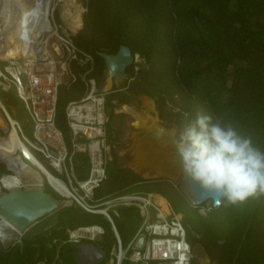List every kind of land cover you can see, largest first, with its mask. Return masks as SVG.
Masks as SVG:
<instances>
[{"label":"trees","instance_id":"trees-1","mask_svg":"<svg viewBox=\"0 0 264 264\" xmlns=\"http://www.w3.org/2000/svg\"><path fill=\"white\" fill-rule=\"evenodd\" d=\"M84 6V26L73 41L80 50L94 56V68L88 76L96 78L98 85L107 69L100 52L115 54L126 45L136 55L135 61L139 56L146 59L145 69L135 70L134 65L127 70L131 80L126 89L107 94L108 102L112 104L121 97L122 104H130L131 98L147 95L154 100L159 119L175 126L178 133L197 112L222 117L264 151V0H84ZM19 52L0 49V58L15 57ZM89 68V63L82 65L73 60L71 81L58 89L56 122L62 132H71L66 108L84 97L87 87L82 77ZM2 92L7 107L24 109L15 93ZM115 115L107 124L112 144L122 133L117 130L111 136ZM9 145L0 135V151L5 150L1 153L9 154ZM68 150L71 154L72 146ZM108 160L107 179L95 190L97 201L130 193L161 194L177 213L184 215L192 248L200 244L212 263L264 264V196L237 206L223 200L214 206L209 201V211L202 215L200 208L208 202L193 206L179 182L143 178L117 165L115 154L112 159L108 153ZM76 163L89 172L86 154L73 156L75 171ZM3 166L0 178L10 174ZM45 189L63 199L47 182ZM175 198L184 206L178 205ZM123 210L136 219L137 225L142 222L137 208ZM53 215V225L42 232H27L21 244L5 248L0 241V264H70L60 246L68 239V229L104 226L102 218L108 225L102 249L108 255L117 242L103 215L87 212L76 203ZM196 262L194 259L193 264Z\"/></svg>","mask_w":264,"mask_h":264},{"label":"built area","instance_id":"built-area-1","mask_svg":"<svg viewBox=\"0 0 264 264\" xmlns=\"http://www.w3.org/2000/svg\"><path fill=\"white\" fill-rule=\"evenodd\" d=\"M54 10L55 6L51 8L50 21L56 30H43L39 34L37 41L32 44L36 58L19 57L0 61L6 63L3 68L0 66V114L5 121V127L0 129L4 131L3 137L6 138L15 129L24 146L18 147L10 157L24 166H30L42 177L38 186H30L31 182L24 180L19 187H45L47 182L63 199L70 201L69 206L76 203L87 212L103 215L110 222L117 242L100 261L101 264H193V248L187 239L184 215L177 213L174 208L172 212L164 211L153 193H130L99 201L95 199V190L103 183V171L106 167L105 141H108L106 128L109 116L104 103L105 95L100 92L96 78L88 76L94 68V56L80 50L73 41V37L81 30H78L77 34L63 30L62 25H58L52 15ZM61 17V22L64 23ZM50 34H54L61 47L62 54L59 57L54 54L49 44L53 37H50ZM47 51L53 55L47 54ZM73 60L82 65L89 63L90 68L82 77L87 87L84 97L70 102L66 108L73 149L69 154L63 132L56 122V114L58 89L71 81L70 63ZM2 91L13 92L18 96L34 123V139L29 138L21 122L12 117L1 97ZM25 148L41 165L34 162ZM76 153H84L89 159L91 175L86 181H79L75 175L72 156ZM1 157L0 154V163L6 165L10 172L8 175L16 174L10 164ZM42 166L68 185L70 196H65L55 189ZM0 187L3 190L9 189L3 185ZM113 205L123 208L133 206L139 210L142 218L139 230L126 246L109 210ZM67 233L68 239L64 243L81 244L86 240L100 242V237L104 240L105 229L101 225H94L68 229ZM23 236L24 234L16 236L14 243L21 244ZM141 238L145 239L142 248L137 246ZM54 243H57V240H54Z\"/></svg>","mask_w":264,"mask_h":264},{"label":"rangeland","instance_id":"rangeland-1","mask_svg":"<svg viewBox=\"0 0 264 264\" xmlns=\"http://www.w3.org/2000/svg\"><path fill=\"white\" fill-rule=\"evenodd\" d=\"M78 4L83 7L82 18L86 11L84 6V1L76 0ZM63 0H51L49 4V18L51 14V8L55 6V10L52 15H54L55 20L58 25H62L63 30H67L65 26V22H61V9L63 7ZM74 10V7L72 8ZM1 13V12H0ZM1 15V14H0ZM2 16V15H1ZM63 17V16H62ZM61 17V18H62ZM1 18V17H0ZM51 20V19H50ZM51 22V21H50ZM84 23L82 25L83 29ZM77 34V33H76ZM51 48L55 52L58 57L62 54L61 47L56 39L51 40ZM59 46V51L56 52L55 47ZM3 50L15 49V48H3ZM21 52L17 53L15 57L24 56L26 51L22 48L19 49ZM0 61L5 62L2 58ZM0 62L1 68L4 67L6 63ZM137 66L140 68L138 69ZM147 67L146 59L143 56H139L137 61H135V70H142ZM112 77V73H108L105 71V77L101 81V85H98L100 92L102 93H111L123 91L126 89V85L128 84L130 78L125 77L122 80H113L114 85L112 88L108 85V78ZM114 79V78H113ZM4 93L1 92V97L3 98ZM107 102L110 101V96L106 97ZM121 98V97H119ZM112 100V104L110 102L106 105V113L110 117L113 114H116L111 123V136L116 134L117 130H120L122 133L119 137V141L112 146L111 154L117 157V165L121 167H127L133 170L138 175L143 178H155L162 177L167 178L173 182H179L181 184V179L183 176V172L179 166L178 157L175 154V149L173 147V140L178 135L177 128L173 125H166L163 121L159 119V113L157 106L153 99L148 97L147 95H141L138 98H131L130 104H122L120 99ZM124 106L129 107V112L122 111ZM8 110L13 118L19 120L24 128L25 134L34 139V123L30 119L28 113L24 109H17L15 107H8ZM0 135H4V131L0 129ZM65 143L70 149L71 147V132H63ZM109 140V139H108ZM111 141V140H109ZM114 143V142H113ZM11 144V143H10ZM9 154H13L15 147L13 144L9 145ZM5 150H1L4 152ZM113 159V158H112ZM4 164L0 163V171L4 170ZM112 165V164H111ZM116 165V163H115ZM6 166V165H5ZM70 166V165H69ZM76 171L75 175L79 181H84L88 177V169L79 168V165L76 163L75 165ZM86 169V171L84 170ZM8 171V170H7ZM52 172L58 176V174L52 170ZM2 172H0L1 174ZM159 173V174H157ZM145 174L150 175V177H146ZM158 175V176H155ZM161 175V176H159ZM162 206H169L168 203L162 199H158ZM175 202L178 205H183V202L179 198H175ZM171 204V203H170ZM210 206V202H208L204 207L200 208V213L202 215H206L208 213V208ZM169 208V207H168ZM124 208H118V215L114 214V212L110 211L116 226L123 238L124 246H126L132 239L135 233L137 232L138 227L141 225L140 222L137 225L136 219L129 218L125 215L123 210ZM186 209V208H185ZM54 214V213H53ZM51 214L47 217L42 218L39 222L33 226L28 232H42L46 230L49 226L53 225L55 222V216ZM154 215V210L152 212ZM102 218L104 229H108V225L106 221ZM109 234V231H108ZM85 244H97L100 249L103 248L102 242H90L88 240L84 241ZM62 256L69 260L70 264H77V249L75 243H69L68 245L64 244V241L60 244ZM59 246V247H60ZM197 246V245H196ZM58 247V246H57ZM199 246L196 248V264H202L201 258L204 255V252ZM71 261V262H70ZM101 264V262L97 263Z\"/></svg>","mask_w":264,"mask_h":264},{"label":"clouds","instance_id":"clouds-1","mask_svg":"<svg viewBox=\"0 0 264 264\" xmlns=\"http://www.w3.org/2000/svg\"><path fill=\"white\" fill-rule=\"evenodd\" d=\"M173 147L183 174L227 204L264 196V151L224 118L197 112Z\"/></svg>","mask_w":264,"mask_h":264},{"label":"bare ground","instance_id":"bare-ground-1","mask_svg":"<svg viewBox=\"0 0 264 264\" xmlns=\"http://www.w3.org/2000/svg\"><path fill=\"white\" fill-rule=\"evenodd\" d=\"M5 1V9L4 11H0V47L3 48H15L13 50L20 51L19 49H24L26 54L24 56L18 57H11L6 55L4 60L8 59H15L19 57L24 58H36L35 52L32 50V44L37 41V38L43 30H56L55 27L51 24L49 18V4L51 0H4ZM64 4L61 9L63 19L65 21V26L67 30H70L72 33H77L78 30L82 28L83 25V18L82 12L83 7L76 2V0H63ZM74 7V10L72 8ZM52 37L54 34H50ZM55 36L51 38V40L55 39ZM51 40L49 44H51ZM56 52L59 51V46L55 47ZM11 50V49H9ZM47 54H52L47 51ZM53 55V54H52ZM114 77L108 78V85L110 88L114 85ZM120 80V79H119ZM122 80V79H121ZM103 93V92H102ZM105 95L104 103L107 105L106 96L109 93H103ZM129 112V107L124 106L122 111ZM0 125H4L1 120L0 115ZM106 134L109 135L108 128H106ZM6 138V137H5ZM6 140L13 144L15 147L14 152L17 150L18 147L22 146L20 138L15 129L10 132V135L6 138ZM113 144L109 141H105V148H106V167L103 171V182L107 179V167L108 163V153L112 156L111 150ZM24 147V146H22ZM26 153L34 159L35 163L40 164V162L32 156L27 148H25ZM1 158L7 161L10 164L16 174L12 175H4L0 178V186H6L8 188L19 187L22 185L23 181L26 180L30 183V186H38V183L42 180L40 173L34 171L30 166H24L17 161H14L10 156L12 154H5L0 153ZM77 154V153H76ZM84 154V153H78ZM75 155V154H74ZM73 155V156H74ZM73 156H72V163H73ZM14 162V163H13ZM14 165V166H12ZM41 165V164H40ZM74 166V164H73ZM45 171L48 173L50 178V183L65 196H70L71 190L68 185L62 181L54 177L48 170L42 166ZM75 169V168H74ZM159 174V173H157ZM91 172L89 169V175L86 180L90 178ZM146 177H150V175L145 174ZM158 176V175H155ZM161 176V175H159ZM154 177V176H153ZM85 180V181H86ZM1 191V188H0ZM158 199H162L168 203L167 206H162ZM155 200L162 206L163 210L166 212H172L173 207L170 202L163 197L162 195H156ZM66 205H70V201L66 200ZM121 208L120 205H113L109 208L110 211L114 212V214L118 215L117 209ZM20 233L10 226L5 220L0 223V238L8 243L12 241L16 236Z\"/></svg>","mask_w":264,"mask_h":264},{"label":"water","instance_id":"water-1","mask_svg":"<svg viewBox=\"0 0 264 264\" xmlns=\"http://www.w3.org/2000/svg\"><path fill=\"white\" fill-rule=\"evenodd\" d=\"M5 5V1L0 0V11H4ZM99 55L104 59L107 67L106 71L108 73H112L114 80L128 77L127 70L135 64V56L131 48L126 45L120 46V49L115 54L100 52ZM1 120L4 125H0V128H4L5 121L2 116ZM180 189L186 199L193 206H199L209 201H213L214 206H217L219 205L217 204V201L222 200L220 196L205 190L184 174L181 179ZM65 202V199H57L51 193H48L44 186L32 187L29 189L14 187L3 190L1 188L0 223L5 220L20 234H25L42 218L47 217L66 206H69L66 205ZM102 240L103 237H100L101 242ZM0 241L5 248H9L13 244L12 241L6 243L1 238ZM144 241L145 239L141 238L137 243V246L142 248ZM196 245L197 246L193 248L195 260H197L195 250L199 246L200 248L198 249H201L204 252V255L200 260L201 263L217 264V262H211L210 257L200 244ZM76 249L77 264H97L102 259H104L106 255V252L95 244H76Z\"/></svg>","mask_w":264,"mask_h":264},{"label":"crops","instance_id":"crops-1","mask_svg":"<svg viewBox=\"0 0 264 264\" xmlns=\"http://www.w3.org/2000/svg\"><path fill=\"white\" fill-rule=\"evenodd\" d=\"M113 158V157H112ZM153 178H155V177H152V178H147V179H153ZM159 178V177H158ZM155 196L156 195H161V194H158V193H153ZM167 199V198H166ZM168 200V199H167ZM169 201V200H168ZM173 207V206H172ZM182 214V213H181ZM183 215V214H182ZM95 245H97V244H95ZM98 246V245H97ZM99 247V246H98Z\"/></svg>","mask_w":264,"mask_h":264}]
</instances>
